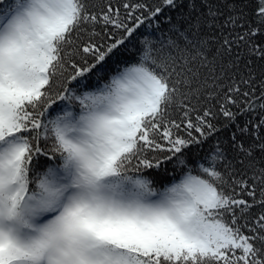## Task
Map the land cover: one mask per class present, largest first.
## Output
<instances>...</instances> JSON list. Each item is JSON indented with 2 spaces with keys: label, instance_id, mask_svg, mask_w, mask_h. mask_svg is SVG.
Returning a JSON list of instances; mask_svg holds the SVG:
<instances>
[{
  "label": "snow or ice",
  "instance_id": "6c2138e0",
  "mask_svg": "<svg viewBox=\"0 0 264 264\" xmlns=\"http://www.w3.org/2000/svg\"><path fill=\"white\" fill-rule=\"evenodd\" d=\"M0 264H264V0H0Z\"/></svg>",
  "mask_w": 264,
  "mask_h": 264
},
{
  "label": "trees",
  "instance_id": "16d2710c",
  "mask_svg": "<svg viewBox=\"0 0 264 264\" xmlns=\"http://www.w3.org/2000/svg\"><path fill=\"white\" fill-rule=\"evenodd\" d=\"M253 6H254V4H253ZM168 179L170 180L171 178L169 177Z\"/></svg>",
  "mask_w": 264,
  "mask_h": 264
}]
</instances>
